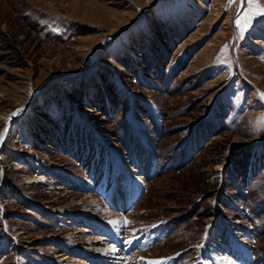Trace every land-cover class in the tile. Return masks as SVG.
Here are the masks:
<instances>
[{
	"label": "rangeland",
	"instance_id": "1",
	"mask_svg": "<svg viewBox=\"0 0 264 264\" xmlns=\"http://www.w3.org/2000/svg\"><path fill=\"white\" fill-rule=\"evenodd\" d=\"M251 8L0 0V264H264Z\"/></svg>",
	"mask_w": 264,
	"mask_h": 264
},
{
	"label": "bare ground",
	"instance_id": "2",
	"mask_svg": "<svg viewBox=\"0 0 264 264\" xmlns=\"http://www.w3.org/2000/svg\"><path fill=\"white\" fill-rule=\"evenodd\" d=\"M11 119H13L12 117H11V115L9 116V117H6V131H8L10 128H11V122H12V120ZM89 206L90 207H92L93 209H98L99 210V208L97 207V205L95 204V202H91L90 204H89ZM123 208V207H122ZM126 208V207H125ZM108 210H106V209H102V210H99V212H102V214L104 213V215H105V213L107 212ZM106 216L108 217L109 216V213L108 214H106ZM113 227H115V228H119L120 227V224L122 225V219H119V218H112V220H111V222H109ZM92 251H94V250H92ZM116 251L117 250H115V249H108V250H106V251H104L103 253H96L95 255H93V254H91L90 255V258L92 259V257H96L95 259H103V258H111L110 256L111 255H116ZM96 252V251H95ZM93 258V259H94ZM98 259V260H99ZM220 260H222V259H220ZM108 263V262H107ZM111 263H113V262H111ZM115 264H116V262H114ZM224 264H228L227 262H225Z\"/></svg>",
	"mask_w": 264,
	"mask_h": 264
},
{
	"label": "snow or ice",
	"instance_id": "3",
	"mask_svg": "<svg viewBox=\"0 0 264 264\" xmlns=\"http://www.w3.org/2000/svg\"><path fill=\"white\" fill-rule=\"evenodd\" d=\"M234 2V0H230V3ZM248 4L252 6L251 11L254 12L255 14H258L260 16H264V8H259L258 7V0H247ZM237 26L239 27L240 25V20L237 19L236 21ZM15 115V113L13 114Z\"/></svg>",
	"mask_w": 264,
	"mask_h": 264
},
{
	"label": "water",
	"instance_id": "4",
	"mask_svg": "<svg viewBox=\"0 0 264 264\" xmlns=\"http://www.w3.org/2000/svg\"><path fill=\"white\" fill-rule=\"evenodd\" d=\"M19 111V110H18ZM18 111L16 113H18Z\"/></svg>",
	"mask_w": 264,
	"mask_h": 264
}]
</instances>
